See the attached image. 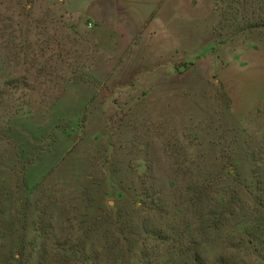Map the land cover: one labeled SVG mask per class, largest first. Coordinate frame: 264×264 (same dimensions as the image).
Here are the masks:
<instances>
[{"label": "rangeland", "instance_id": "374dc122", "mask_svg": "<svg viewBox=\"0 0 264 264\" xmlns=\"http://www.w3.org/2000/svg\"><path fill=\"white\" fill-rule=\"evenodd\" d=\"M247 2L119 55L65 0H0V60L27 83L0 107V264H264L239 221L264 172Z\"/></svg>", "mask_w": 264, "mask_h": 264}, {"label": "crops", "instance_id": "0c3cea01", "mask_svg": "<svg viewBox=\"0 0 264 264\" xmlns=\"http://www.w3.org/2000/svg\"><path fill=\"white\" fill-rule=\"evenodd\" d=\"M64 1V0H63ZM68 4L66 13L79 14L88 19L93 27V41L100 37L104 43L117 47V54H134L132 45L140 39L147 44V39L154 35L157 24L164 25L167 36H184L185 31L199 29L198 24L215 23L217 0H65ZM183 13L191 14L184 21ZM183 17V18H181ZM184 21V22H183ZM190 23V24H189ZM200 26V25H199ZM137 53L144 52L136 50Z\"/></svg>", "mask_w": 264, "mask_h": 264}, {"label": "trees", "instance_id": "16d2710c", "mask_svg": "<svg viewBox=\"0 0 264 264\" xmlns=\"http://www.w3.org/2000/svg\"><path fill=\"white\" fill-rule=\"evenodd\" d=\"M247 1H251L252 3H256L257 7L256 10L262 9V5L264 4V0H236V2L241 3H248ZM255 5V4H254ZM259 8V9H258ZM229 9L227 10V12ZM253 13H250L251 15H245L243 16L245 19H248V16H253L254 17V12L256 13L255 10L251 11ZM259 13L255 14L256 19L258 18L257 16ZM261 14V13H260ZM258 25H264V24H259L247 20V27H253V26H258ZM243 28V27H242ZM5 61L0 60V107H3V102L5 101V96L8 95L7 90H4V86L8 87V89L11 91L10 95L7 96L6 98H13V95L18 93V86L21 85L22 87H27L26 79L25 77H21L20 84L18 86H13L12 84V79L13 75H11L5 68ZM18 97V96H16ZM0 112H3V115L0 114V119L4 118V115H15L17 113V109L14 108V106H11L9 110H6V112L0 108ZM260 159V158H258ZM256 160V158H255ZM262 162H264V156L261 157ZM260 160V161H261ZM258 183H259V195L257 196V202L255 203L256 207H252L249 209L246 207V217L243 219H240V226H241V231L243 237L246 239V241L251 244L254 249L262 256L264 259V172H261L260 176H258ZM217 219L216 222L217 223ZM159 231V230H158ZM207 238H204L202 241H206ZM193 259L194 261H198V263L201 262L199 259L198 254L196 251L193 252Z\"/></svg>", "mask_w": 264, "mask_h": 264}]
</instances>
